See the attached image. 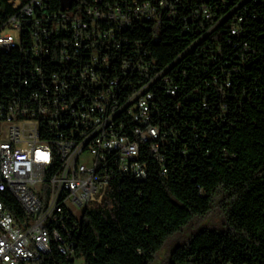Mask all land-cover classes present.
<instances>
[{"label": "trees", "instance_id": "1", "mask_svg": "<svg viewBox=\"0 0 264 264\" xmlns=\"http://www.w3.org/2000/svg\"><path fill=\"white\" fill-rule=\"evenodd\" d=\"M91 3L74 0L72 9ZM48 10L58 11V0H49ZM12 12L0 0V20ZM154 26L134 21L115 33L127 45L120 43L111 63L120 78L125 49L136 44L153 60L147 72L121 77L118 104L164 70L147 87L163 159H155L151 141L137 139L145 178H115L113 207L84 210L71 234L73 258L53 243L36 264H73L78 257L84 264H150L171 236L213 209L220 222L175 241L166 264H264V0H184ZM120 116L133 138L135 123L125 110ZM0 200L23 217L9 193L0 192Z\"/></svg>", "mask_w": 264, "mask_h": 264}, {"label": "built area", "instance_id": "2", "mask_svg": "<svg viewBox=\"0 0 264 264\" xmlns=\"http://www.w3.org/2000/svg\"><path fill=\"white\" fill-rule=\"evenodd\" d=\"M8 1L13 12L0 20V192L24 215L17 220L0 200V264H36L53 243L73 258L70 236L84 210L113 207L115 178H145L137 139L151 141L155 159H163L147 87L164 70L118 104L121 77L147 72L153 60L137 44L126 47L115 76L111 60L127 45L115 33L134 21L150 20L156 29L184 0H92L82 10L72 4L58 11L48 10L49 0ZM124 110L135 123L133 138Z\"/></svg>", "mask_w": 264, "mask_h": 264}, {"label": "rangeland", "instance_id": "3", "mask_svg": "<svg viewBox=\"0 0 264 264\" xmlns=\"http://www.w3.org/2000/svg\"><path fill=\"white\" fill-rule=\"evenodd\" d=\"M219 222H220V214L215 209L209 212V214L206 215L204 218L194 219L190 225L185 226L179 233L171 236L167 240L165 245L155 254L150 264H166L169 249L175 241H183L185 238H187L188 234L192 230H194L199 226H203V225L216 226ZM73 264H84L83 258L82 257L75 258Z\"/></svg>", "mask_w": 264, "mask_h": 264}, {"label": "water", "instance_id": "4", "mask_svg": "<svg viewBox=\"0 0 264 264\" xmlns=\"http://www.w3.org/2000/svg\"><path fill=\"white\" fill-rule=\"evenodd\" d=\"M73 1L74 0H58L59 8L61 10L69 9L72 6Z\"/></svg>", "mask_w": 264, "mask_h": 264}]
</instances>
